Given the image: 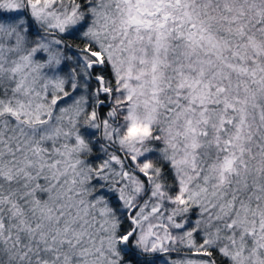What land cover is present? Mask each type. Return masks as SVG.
Returning <instances> with one entry per match:
<instances>
[{
  "label": "snow or ice",
  "instance_id": "snow-or-ice-1",
  "mask_svg": "<svg viewBox=\"0 0 264 264\" xmlns=\"http://www.w3.org/2000/svg\"><path fill=\"white\" fill-rule=\"evenodd\" d=\"M0 264H264V0H0Z\"/></svg>",
  "mask_w": 264,
  "mask_h": 264
}]
</instances>
